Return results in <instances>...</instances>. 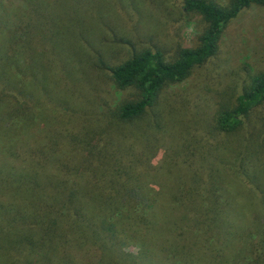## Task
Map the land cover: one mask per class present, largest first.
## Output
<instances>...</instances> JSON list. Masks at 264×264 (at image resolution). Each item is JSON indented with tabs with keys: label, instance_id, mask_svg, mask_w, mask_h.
<instances>
[{
	"label": "trees",
	"instance_id": "16d2710c",
	"mask_svg": "<svg viewBox=\"0 0 264 264\" xmlns=\"http://www.w3.org/2000/svg\"><path fill=\"white\" fill-rule=\"evenodd\" d=\"M131 2L143 21L153 4L163 5ZM171 2L180 16L166 24L171 35L179 21L185 30L195 20L186 43L168 52L147 43L105 61L97 32L127 18L123 0H0V244L8 252L0 251L1 263L264 264V167L259 185L256 163L231 164L229 139L253 111L264 136V70L248 75L230 103L220 91L204 119L167 120L160 105L165 86L214 56L225 25L264 0ZM54 39L72 69L55 79L39 74ZM102 81L128 92L84 120L80 101ZM236 177L256 189L260 207V219L237 233L222 184Z\"/></svg>",
	"mask_w": 264,
	"mask_h": 264
},
{
	"label": "rangeland",
	"instance_id": "374dc122",
	"mask_svg": "<svg viewBox=\"0 0 264 264\" xmlns=\"http://www.w3.org/2000/svg\"><path fill=\"white\" fill-rule=\"evenodd\" d=\"M171 1L173 0H167V2L162 0L163 5H159V7L153 4L155 8L152 6V10L147 15L148 18L143 21L139 20L138 14L134 13L131 0H123L124 9L122 10L124 12L126 10L127 18L109 19L111 30L100 28V31L97 32V44L109 54L105 61L122 58L129 50L147 46V43L160 45L165 48L164 52H168L177 43H186L192 29L196 27L195 20L189 18L185 30L182 22L179 21L180 27L175 31L174 36L171 35L166 30V24L176 21L180 17L177 11L178 7L174 6ZM218 1L223 2L224 0ZM165 3H170L173 7ZM3 5L6 7V11L15 13L16 5L9 1H4ZM158 8H160L159 11ZM59 45L60 41H56V39L52 41L50 51L54 50L55 52L47 63L44 59L41 60L44 69H40L39 74L53 79L71 74V57L61 51ZM258 70H264V8L250 5L225 25L217 51L208 62L195 68L183 81L165 86L160 95L163 115L167 120L175 116L182 122L188 123L195 122L197 117L198 119L209 117L220 91L223 90V101L230 103L233 95L247 80L248 75ZM92 74L100 75L102 72L92 69ZM101 79L102 77L97 78L99 81ZM100 83V86L90 92L87 100L80 101V114L84 120H87L90 115L98 114L102 104L112 106L128 92V89L120 91L106 81ZM194 108L198 110V116L195 114ZM72 110L73 106H70V112ZM72 113L78 114L76 110ZM144 119L143 123H146L148 116ZM261 122L260 114L253 111L229 138L231 139L232 156H237V158L230 159L231 164H236L237 161L239 163L242 160L241 166L245 170H249L256 163L258 167L252 168L255 172L253 180L259 185L260 177L258 178L257 174L260 168L264 167V157L263 154L260 155L264 151L261 148L264 138ZM72 124L71 126L67 125L66 128L71 127L69 130H75L76 125L74 127ZM160 154V150H157L152 158L156 165ZM252 170L250 173L254 174ZM236 179H226V182L222 183L231 196L235 211L233 212L237 216L231 221L235 233L240 231V226L249 223L247 220L255 216L260 219L258 196L252 195V193H256V189L254 192L251 189H245L246 186L239 180L240 178ZM0 248H2L0 251L8 253L2 244H0ZM124 251L133 253L134 246L127 245ZM0 264L6 263L0 261ZM15 264H22L19 258H16Z\"/></svg>",
	"mask_w": 264,
	"mask_h": 264
}]
</instances>
